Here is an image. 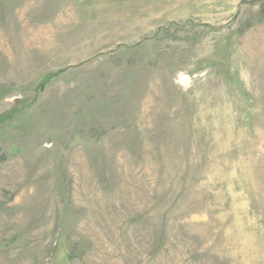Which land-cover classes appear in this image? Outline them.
I'll return each instance as SVG.
<instances>
[{
	"label": "rangeland",
	"instance_id": "374dc122",
	"mask_svg": "<svg viewBox=\"0 0 264 264\" xmlns=\"http://www.w3.org/2000/svg\"><path fill=\"white\" fill-rule=\"evenodd\" d=\"M0 264H264V0H0Z\"/></svg>",
	"mask_w": 264,
	"mask_h": 264
}]
</instances>
